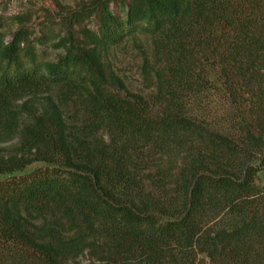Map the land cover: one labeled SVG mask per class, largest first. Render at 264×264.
Instances as JSON below:
<instances>
[{
    "label": "trees",
    "instance_id": "obj_1",
    "mask_svg": "<svg viewBox=\"0 0 264 264\" xmlns=\"http://www.w3.org/2000/svg\"><path fill=\"white\" fill-rule=\"evenodd\" d=\"M110 1L60 15L53 60L0 19V139H18L0 157V264H264V0ZM139 36L150 98L104 56Z\"/></svg>",
    "mask_w": 264,
    "mask_h": 264
},
{
    "label": "rangeland",
    "instance_id": "obj_2",
    "mask_svg": "<svg viewBox=\"0 0 264 264\" xmlns=\"http://www.w3.org/2000/svg\"><path fill=\"white\" fill-rule=\"evenodd\" d=\"M92 1L93 0H0V19L4 23L2 32L5 34L6 38L10 37L12 33L21 26V23L16 21L15 17L19 16L23 18L26 20L24 25L32 33V37L36 38L40 36L42 40H45L43 43L37 44L40 60H53L56 58L59 51L54 49L50 41L46 38L58 34V20L60 15L72 9H78L84 5H88ZM109 5L111 10L115 13L122 14L115 1H110ZM50 25H55V31L50 32ZM83 26L97 29L99 27L98 16H92L83 23ZM46 32L50 33L46 35ZM146 54L150 56V58L152 57L151 39L146 36H139L137 38L128 39L122 45L105 51L104 56L110 69L124 81L128 91L150 98L154 92V82L145 77L143 66ZM152 63L155 65L157 60L153 59ZM48 94L58 99L59 95L56 91H47L40 93L35 98H31L32 103L41 108L43 102H45V96ZM195 106V110L201 114L204 113V110H208L206 109V104H202L201 102L195 103ZM215 107L216 105L212 103L208 106L209 109H218ZM216 114L220 113L214 111V115L207 116L209 122L213 123L212 126L214 128L226 129L227 124L222 122V119L218 118L217 116L219 115ZM102 135L104 138L108 139L107 134L102 133ZM17 140V138L9 141L0 139V157L9 158L12 156L17 150ZM44 164L43 161H36L28 165L24 170L29 171ZM8 176L9 174L0 172V180ZM259 183L260 190L262 191V196L261 198L259 197V200L261 199L264 215V169L259 174ZM200 259V264L210 263L209 259L206 258L204 254H200Z\"/></svg>",
    "mask_w": 264,
    "mask_h": 264
}]
</instances>
